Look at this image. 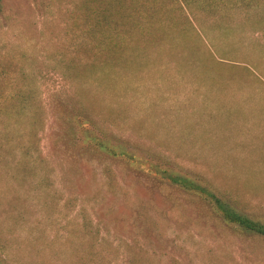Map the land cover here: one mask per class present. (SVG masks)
I'll use <instances>...</instances> for the list:
<instances>
[{
  "label": "rangeland",
  "instance_id": "374dc122",
  "mask_svg": "<svg viewBox=\"0 0 264 264\" xmlns=\"http://www.w3.org/2000/svg\"><path fill=\"white\" fill-rule=\"evenodd\" d=\"M74 6L0 0V258L264 264V238L227 225L205 200L125 158L101 155L77 127L80 117L91 120L147 166L240 191L248 211L264 217V0L159 4L149 40L160 47L140 42L148 63L91 82L63 77L50 58L62 20L46 11ZM219 52L232 72L213 80L203 60L214 66ZM20 70L29 72L34 99L15 113L8 102Z\"/></svg>",
  "mask_w": 264,
  "mask_h": 264
},
{
  "label": "trees",
  "instance_id": "16d2710c",
  "mask_svg": "<svg viewBox=\"0 0 264 264\" xmlns=\"http://www.w3.org/2000/svg\"><path fill=\"white\" fill-rule=\"evenodd\" d=\"M191 1L193 0H72L75 6L71 10L49 9L46 13L50 14L52 20L57 22L62 20L61 30L51 33L53 44L60 46L50 54V58L54 61V69L59 70L63 77H70L79 82H91L118 73H130L134 68L142 67L149 61L146 55L148 50L145 49L149 46L140 48V42L150 43L151 23L158 22L156 16L160 14L159 4L188 5ZM190 24L196 37L203 41L200 32L192 23ZM188 28L184 27L182 33L185 34ZM133 40L137 42L133 43ZM169 42L173 43L172 37ZM150 46L155 49L160 47L152 41ZM218 54L219 56L213 57V61L217 63L214 66L203 60L202 67L208 70L213 80H218L215 74L220 75L218 78H226L229 76L228 72H232L225 67L231 63L222 58L224 54L221 52ZM255 76L261 80L257 74ZM12 79L13 86L8 106L18 113L31 107L34 99L33 85L29 80V72L23 70L18 71ZM33 114L34 118H38V113ZM88 122L91 120L83 121L80 117L77 120V127L81 129L83 140L101 155L125 158L136 168L154 174L162 181L205 200L210 212L220 217L227 225L264 238V217L248 211V205L244 202L240 191L235 193L219 188L185 174L173 173L169 168L161 169L155 164L147 166L143 157L136 151H129L116 141L111 142L109 140L111 137L98 133V128L91 127ZM0 131H2L1 127ZM105 171L109 183L115 185V175L111 167H106ZM4 249V246H0V251L3 252ZM0 264L9 263L1 257Z\"/></svg>",
  "mask_w": 264,
  "mask_h": 264
}]
</instances>
